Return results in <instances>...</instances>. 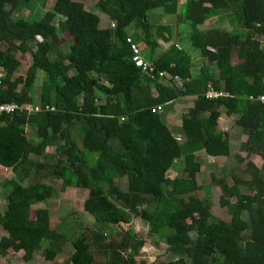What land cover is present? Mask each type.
Returning a JSON list of instances; mask_svg holds the SVG:
<instances>
[{
	"label": "trees",
	"instance_id": "1",
	"mask_svg": "<svg viewBox=\"0 0 264 264\" xmlns=\"http://www.w3.org/2000/svg\"><path fill=\"white\" fill-rule=\"evenodd\" d=\"M30 1L0 0L4 71L0 102L30 104L41 71L47 77L42 103L54 110L0 114V166L15 174V179L3 183L10 189L4 194L5 209L0 210V226L7 234L0 238V257L10 239L25 261L40 249L45 260L53 261L68 243L64 233L50 227L47 210L37 209L31 218V206L52 195L49 184H23L35 171L48 179L66 172L78 188L88 190L83 212L92 217L96 229L81 226L80 236L71 242V254L60 264H146L137 260L144 239L132 227L120 236L116 229L135 217L149 225L150 234L168 243L167 251L174 258L161 264H264V105L246 99L264 93V0H185L180 20L187 26L190 46L209 65L195 77L186 50L172 44L154 54L155 35L164 30L169 35L170 28L152 27L147 15L158 9L175 14L177 0H98L96 7L113 24L106 28L99 27L98 15L73 0H50L52 9L30 20L15 17ZM236 5L241 8V30L199 29L212 12ZM130 30L133 42L143 44L144 59L157 70L189 79L183 92L139 74L126 43ZM64 33L73 39L65 52L59 46ZM209 46L213 52L207 50ZM19 52L32 58L24 77L15 76ZM234 52L240 59L236 64L231 60ZM210 67L214 75L208 72ZM207 81L229 96L206 99ZM182 95L196 97L182 117L184 141L179 143L160 113L151 109ZM221 111L246 134L245 156L262 159L260 167L246 161L241 175H230V185L227 175L214 180L222 206L235 200L228 222L212 220L206 199L194 195L193 180L201 167L200 153L211 158L230 156L228 138L218 129ZM26 125L34 128L30 137ZM45 147L53 153H45ZM176 160L182 163L181 175L175 188L165 189ZM123 179L126 189L120 186Z\"/></svg>",
	"mask_w": 264,
	"mask_h": 264
},
{
	"label": "rangeland",
	"instance_id": "2",
	"mask_svg": "<svg viewBox=\"0 0 264 264\" xmlns=\"http://www.w3.org/2000/svg\"><path fill=\"white\" fill-rule=\"evenodd\" d=\"M76 3L82 4L87 11L93 12L97 15L101 14V11L96 7L98 0H73ZM185 0H177V11L173 15L162 14L161 17H151L150 24L152 27L164 25L171 27V32L168 36L169 40L172 42L176 39L175 29L179 27L182 22V14ZM53 6V1L44 0H31L30 3L23 7L20 11L15 13V17L22 16L25 19H33L39 12H44L51 10ZM230 9H223L219 12H213L206 17V23L203 26H199L200 30H206L208 28L218 27L222 30L228 29L231 26L238 29H242L243 19L241 14V8L239 5L229 7ZM151 12H159V10H154ZM150 13V12H149ZM148 13V15H149ZM156 16V15H155ZM103 21H105V16L101 15ZM184 23V22H183ZM185 24V23H184ZM153 30V28H152ZM186 30V29H185ZM187 32V31H186ZM155 33V32H153ZM160 36L155 35L156 41H158L163 47L166 43L162 38L165 37V31H160ZM178 43H182V46L187 52L192 51L190 48L188 37L178 35ZM172 38V39H171ZM72 42L71 37L68 34H62L59 38V45L62 51L68 50L69 44ZM177 43V42H176ZM140 49L143 48V44L138 43ZM160 49V48H159ZM190 53V52H189ZM18 54L23 66H19L15 76L24 77L27 68L31 64L30 54L21 55ZM143 54V53H142ZM201 57V55L199 54ZM236 56V55H235ZM240 60V59H238ZM237 60V61H238ZM233 61L236 59L233 58ZM45 73L38 71L37 79L33 86L32 100L35 103L42 97L43 84L46 81ZM210 82V81H209ZM210 84V83H209ZM21 86H19L18 90ZM80 102V99H79ZM188 102V101H187ZM187 105V104H186ZM232 117V116H231ZM219 127L223 134L228 133V140L230 146V156L229 157H208L207 155L200 153L201 167L198 173L193 174V180L196 187L194 195L199 199H206L209 204L210 213L212 220L229 221L231 216V207L234 203V199L231 200L229 206H222L220 203L221 190L214 180L221 179L223 175L225 176L226 183L229 185L232 183L231 174L241 175L240 170L245 166L246 161H251L255 166L260 167L262 164V159L257 155H251L249 158L245 156L243 151V144L245 143L247 136L244 134L242 129L238 127L232 118H229V122L226 126H223V122H219ZM218 127V129H219ZM219 129V130H220ZM30 125L27 128V134L30 137L32 131ZM78 130L74 133L78 137ZM65 135V134H64ZM79 137L77 142L79 143ZM45 153L52 154L53 149L45 147ZM44 155V154H43ZM38 160L37 158H33ZM87 159H92V157L87 156ZM241 160V161H240ZM182 163L176 160L171 167L166 179H165V189L175 188L181 171ZM33 170V169H32ZM31 170V171H32ZM21 172V171H19ZM15 174L9 169H4L0 167V210L3 211L6 206V201L4 200V194L10 189V186H3V183L14 178ZM15 179V178H14ZM36 181H41L43 183L49 184L52 188V195L41 202L35 203L31 206V218L34 219V212L37 209H45L49 214L50 227L55 229L61 234H65L68 243L64 244L62 250L57 254L53 261H47L44 259L42 254V249L36 251L29 261L23 259V252L19 250L15 241L10 239L7 249L4 254L0 257V264H60L63 263L72 252L71 242L80 236L81 226L83 229H96L95 222L92 217L83 212V202L88 197V190L78 188L76 181L72 180L69 174L66 172L57 179L45 178L44 173H37L33 171L25 180L23 184L34 183ZM64 182V183H63ZM122 189H126V180L123 179L120 182ZM208 191H206V187ZM254 200V199H253ZM154 205L152 204L149 209L152 211ZM247 206H244L243 218H246ZM133 228L138 234V238H142L145 241V246L140 250L137 260L145 261L146 264H161L167 262L174 258V256L167 251L168 243L162 241L158 235L149 233V225L143 222L142 219L135 217L131 224H122L117 227V232L119 236L125 231ZM7 236L6 232L0 226V238ZM118 236V237H119ZM45 244L42 246V248ZM100 261L97 257L96 263Z\"/></svg>",
	"mask_w": 264,
	"mask_h": 264
},
{
	"label": "crops",
	"instance_id": "3",
	"mask_svg": "<svg viewBox=\"0 0 264 264\" xmlns=\"http://www.w3.org/2000/svg\"><path fill=\"white\" fill-rule=\"evenodd\" d=\"M184 7H185V1H184ZM230 9V8H228ZM226 9V10H228ZM159 10V9H158ZM177 11V10H176ZM184 11H185V8L183 9V11L180 12V15L184 14ZM178 12V11H177ZM176 13V12H175ZM213 13V12H212ZM162 14H166V15H173V14H167L165 12H163L162 10H159V12H150L149 15H147V18H148V21H151L150 19H152L151 17H161ZM97 15V14H96ZM101 15H104L105 16V21H103V19L101 18ZM156 15V16H155ZM99 17V27L100 28H106L108 27L109 25H111V21L109 19V17L102 13L100 15H98ZM159 26H164V25H159ZM170 28V32H171V27L170 25L168 26ZM154 29V28H153ZM186 29V30H185ZM200 29V27H199ZM220 29V28H219ZM230 29H237L239 30L238 28L236 27H233L230 25V27L228 29H224V30H230ZM222 30V29H220ZM241 30V29H240ZM165 33H167L166 30H164ZM188 31L187 30V26L182 23L179 27H177L175 29V32H176V39L172 42L171 40H169V37L168 34L165 35L163 39V41H165L166 45L165 47H163L158 41H157V47L154 49V54L155 55H159L161 54L162 52L166 51L168 49V47L172 44L176 45L178 48H182L185 50V48L182 46V43H178V39L177 37L179 38V34L181 33L182 35L184 34V36L187 37L188 33L186 32ZM66 34V33H64ZM129 37L132 38L131 36V30L129 31ZM172 39V38H171ZM37 40H40L38 37H37ZM71 40L72 37H71ZM262 40V43L264 44V38L261 39ZM177 42V43H176ZM60 46V45H59ZM61 47V46H60ZM210 47V46H209ZM144 48V47H143ZM143 48L140 49V52L141 54L144 52L142 51ZM160 48V49H159ZM190 48L192 49V51H189V55L191 56V59H192V66L190 68V72H191V75L192 77H195L199 71L201 69H203L205 66L209 67V65H206V62L205 60L199 56V53L198 51L194 50L191 46ZM212 48V47H210ZM21 55H25V54H28V53H21L19 52ZM236 55V56H235ZM238 53L237 52H234L233 55H232V63L233 64H236L237 62H239L240 60L239 59V56H237ZM142 56H146V53L144 52L142 54ZM16 58L17 60L20 62V67L23 66V64L21 63L20 61V58H18V54H16ZM31 58V56H30ZM233 58L236 59V61H233ZM238 60V61H237ZM151 62V61H150ZM31 63H32V58H31ZM31 65V64H30ZM29 65V66H30ZM28 69V68H27ZM210 74L214 75L215 74V69L213 67H210L209 68V71H208ZM37 75H38V72H37ZM209 81H207L208 83ZM206 83V84H207ZM176 88H179L180 91H184V88L183 87H180V86H175ZM36 90V89H35ZM32 88V91H31V98H32V93L33 91ZM151 93H152V97H156L157 96V93L154 89L151 90ZM195 95H182L180 96L178 99H176L175 101H172V102H169L167 104H164L162 105L163 106V111L160 113L161 115V119L162 121L164 122V124L166 125V127L169 129V131L171 132V135L175 138V140L179 143H182L184 141V134H183V129H182V126H181V120H182V117L188 112L189 108L192 106V102L194 101L195 99ZM42 101H44V94H43V89H42V97L39 98V100L35 103V101L32 100V102L30 104H21V105H26V106H43V105H46V104H43ZM188 101V102H187ZM187 104V105H186ZM50 106V105H48ZM53 107V106H52ZM20 112H23V111H20ZM26 112V111H25ZM38 112H41V111H38ZM38 112H32V113H38ZM29 113V112H27ZM229 118H232L233 120V117L231 116H227L223 111H221V114L217 120L218 122V127H219V122H223V126H226V124L229 122ZM19 121L21 122H25V119L24 118H20L18 119ZM27 128H28V125H26V128L25 130L27 131ZM220 129V127H219ZM221 131V129H220ZM222 132V131H221ZM225 137L228 138V133L226 132L225 134H223ZM229 141V140H228ZM1 167V166H0ZM3 168V167H1Z\"/></svg>",
	"mask_w": 264,
	"mask_h": 264
},
{
	"label": "built area",
	"instance_id": "4",
	"mask_svg": "<svg viewBox=\"0 0 264 264\" xmlns=\"http://www.w3.org/2000/svg\"><path fill=\"white\" fill-rule=\"evenodd\" d=\"M113 26V24H111ZM126 43L129 45V50L131 54V62L133 65L138 68L139 74L145 76L146 78L154 81H159L166 84H172L175 86H183L184 82H188L189 79H181L177 75H171L165 71L157 70L155 66L150 62L144 59L141 55L140 49L136 43L133 42L131 37L126 38ZM207 50L213 52L214 49L207 47ZM4 77L3 68L0 66V88L2 87V79ZM210 83V84H209ZM203 96L206 99H218L221 97H228L229 93L222 89H215L211 82H208L205 86ZM246 99L252 103H258L264 105V93L258 95H247ZM54 107L43 105L39 106H26V105H18L15 102H0V114H12L15 111H26L29 113L38 112V111H53ZM163 111L162 105H157L151 109L152 113H161Z\"/></svg>",
	"mask_w": 264,
	"mask_h": 264
},
{
	"label": "water",
	"instance_id": "5",
	"mask_svg": "<svg viewBox=\"0 0 264 264\" xmlns=\"http://www.w3.org/2000/svg\"><path fill=\"white\" fill-rule=\"evenodd\" d=\"M190 28H191L192 31H194V29H195L192 24H190Z\"/></svg>",
	"mask_w": 264,
	"mask_h": 264
}]
</instances>
